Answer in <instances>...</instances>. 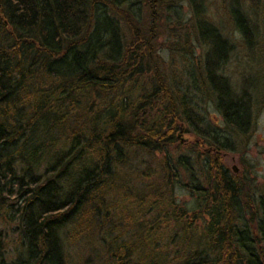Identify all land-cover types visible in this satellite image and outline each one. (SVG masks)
I'll use <instances>...</instances> for the list:
<instances>
[{"label": "trees", "instance_id": "16d2710c", "mask_svg": "<svg viewBox=\"0 0 264 264\" xmlns=\"http://www.w3.org/2000/svg\"><path fill=\"white\" fill-rule=\"evenodd\" d=\"M170 1L187 0H0V264H73L78 241L98 264H264V196L245 201L222 158L254 128L256 88L226 76L234 45L201 0L188 1L205 57L193 63L179 31L163 57ZM249 8L232 0L230 14L252 46ZM138 150L162 155L147 187L125 181Z\"/></svg>", "mask_w": 264, "mask_h": 264}, {"label": "rangeland", "instance_id": "374dc122", "mask_svg": "<svg viewBox=\"0 0 264 264\" xmlns=\"http://www.w3.org/2000/svg\"><path fill=\"white\" fill-rule=\"evenodd\" d=\"M244 1L250 7L248 9L249 16L252 17L256 27L254 38L252 39V46L245 44L244 37L238 31L231 18L230 7L232 0H201L198 6L199 13L201 14L199 18L207 20L218 27L234 45V52L229 64L224 70L226 76L229 77L235 89L240 90L242 86H247L251 89L255 87V93L258 95L256 120L253 130L247 137L241 139L238 136H233L235 139V149L222 151V158H224L223 164L228 168L230 173L233 175H242L239 181L241 184H245L243 188H245L244 200L246 201L247 194H251L254 197L264 196V0H260L257 6L253 5V1L251 0ZM180 4L182 6H179ZM168 5L169 7L171 6L168 14L169 17L166 15L159 22L161 24L160 27L166 26L167 28L166 31L164 30L165 32L163 31L164 33L159 39L160 50H164V47L168 43V45L173 43L169 33H177L179 31L181 34H190L193 41L189 43L192 44L193 52L189 57L193 60V63L200 64L209 48L204 43L196 41L193 36L195 35L194 25L198 19L195 15L193 5L188 0L182 3L170 1ZM172 8L178 11L180 19H176L178 16L173 12ZM143 18H148V16L144 15ZM162 55L169 60V51L164 50ZM202 108V112L206 114L207 119L213 124H217L214 126L219 128L220 132H223L225 126L214 104L207 98H203ZM196 140L197 136L195 134L184 131L181 143L186 145ZM183 144L181 145L184 146ZM180 150L181 153L190 154L191 157L195 158L196 153L192 152L193 148L186 147ZM204 151L208 152V150ZM131 158L133 160L128 166V175L125 177L126 184L132 185L133 187L140 185L147 187L153 181L152 175H155L158 171L159 162L157 158H162V155L156 154L154 157L145 151L138 150ZM175 189L176 194H174V197H176V200L184 205L193 204L194 199L186 189L181 186H177ZM156 213L154 211L148 215L145 219L146 222L150 219L154 220ZM249 214L250 219L252 215V210L250 209ZM0 229L3 230L4 226L2 225ZM94 242V246H97L98 243L96 244V241ZM68 246H70L69 241ZM69 251L73 264H98L99 255L100 262L102 260L101 254L98 252L96 255L95 248L89 247L87 242L84 241L72 242Z\"/></svg>", "mask_w": 264, "mask_h": 264}]
</instances>
